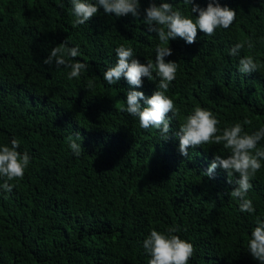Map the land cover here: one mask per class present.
I'll return each mask as SVG.
<instances>
[{
	"label": "trees",
	"instance_id": "obj_1",
	"mask_svg": "<svg viewBox=\"0 0 264 264\" xmlns=\"http://www.w3.org/2000/svg\"><path fill=\"white\" fill-rule=\"evenodd\" d=\"M153 2L161 0H140L139 17L100 8L74 28L71 0H0V145L18 139V150L31 157L23 179L10 181L12 192L0 190V264H148L143 240L152 229L172 226L194 246L189 264H259L247 242L255 217H264V161L248 193L255 213L240 212L226 172L217 167L212 178L203 174L215 155L226 158L229 152L204 144L183 156L175 132L196 106L210 110L221 129L245 119L252 121L246 132L264 126V0H193L201 8L218 3L237 15L214 36L198 30L194 44L178 37L164 45L172 49L165 62L178 64L166 95L179 115L168 114L167 140L121 110L128 91L151 97L155 73L140 88L124 77L115 85L103 80L120 45L133 48L142 64L155 61L160 42L143 23ZM164 2L198 15L183 0ZM249 39L252 49L245 44L239 56L229 55ZM65 41L79 46L74 60L89 65L78 79L69 80L64 66L43 63ZM249 55L259 69L241 74L239 59ZM89 79L95 81L91 89ZM77 131L84 150L78 157L69 148Z\"/></svg>",
	"mask_w": 264,
	"mask_h": 264
},
{
	"label": "clouds",
	"instance_id": "obj_2",
	"mask_svg": "<svg viewBox=\"0 0 264 264\" xmlns=\"http://www.w3.org/2000/svg\"><path fill=\"white\" fill-rule=\"evenodd\" d=\"M185 6H190V12L198 13L195 18L183 14L173 5L161 0L159 5L151 3L145 11L143 23L147 26L148 33H155L159 44L155 48V61H147L142 64L134 58V50L131 47L120 45L115 49L117 61L103 73V80L108 85H115L121 77H124L129 85L140 88L143 78L153 80V73L158 78L156 90L151 97H145L142 91H128L126 106L121 109L139 120V126L143 129L155 128L160 131L162 140L169 139L171 131L169 113L172 116L179 115L172 98L166 93L172 82L176 79L178 64L173 61L165 62V57L172 55L169 46L170 40L183 39L191 45L196 42L198 30L205 36L211 37L217 29H228L236 20L237 12L228 7H221L218 3L209 2L206 8L193 4V0H183ZM72 12L76 17L73 27L84 25L103 8L105 14L116 17L131 14L134 17L140 15V0H71ZM254 47L251 39L246 42L236 43L229 55L239 56L240 50L245 47ZM79 46L67 47L66 41L51 49L48 57L43 61L45 65L55 64L70 69L67 78H80L89 69L87 63L74 60L79 56ZM259 64L252 56H244L239 59L238 71L241 74H251L258 71ZM95 87L94 79H89L87 88ZM143 101V106L141 105ZM220 121L210 110L196 106L191 114L184 118L175 136L179 138V151L183 156H189V148H195L204 144L222 145L229 152L226 158L215 155L213 161L203 174L213 177L217 167L222 168L227 174V183L235 187L230 196L239 202V211L249 214L255 213L253 202L248 198V193L253 189L252 179L262 168L264 161V148H258L264 141V126L251 133L244 130V125H251L252 121L245 119L243 123H235L231 126L219 128ZM82 136L77 131L73 137H69V148L75 156H80L83 148L80 141ZM20 141L13 138L10 146L0 145V190L11 193L14 185L10 181L22 180L26 168L30 164L31 157L28 152L21 153ZM238 174L239 178L233 179ZM180 229L172 226L164 232L152 229L143 240V248L150 257L148 264H189L194 254V246L180 238ZM248 252L259 264H264V217H255V227L251 231L247 242Z\"/></svg>",
	"mask_w": 264,
	"mask_h": 264
}]
</instances>
